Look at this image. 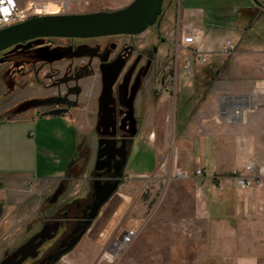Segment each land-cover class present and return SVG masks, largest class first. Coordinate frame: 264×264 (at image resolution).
<instances>
[{"label":"crops","instance_id":"obj_1","mask_svg":"<svg viewBox=\"0 0 264 264\" xmlns=\"http://www.w3.org/2000/svg\"><path fill=\"white\" fill-rule=\"evenodd\" d=\"M241 1L236 7L227 6L224 2L218 4L215 14L223 22L221 24H218L219 20L209 19L211 13L207 17L202 12V15L197 14L196 18L200 50L210 52L211 56H218L224 41L219 38L220 34L233 39L236 44L237 49L228 59L227 70L223 73V89L226 91H246L257 87L255 85L261 86L258 81L261 79L264 62V10L252 0ZM260 1L264 3V0ZM241 47L252 49H238ZM63 51V46L50 47L47 44L8 49L2 52L0 72L10 69L25 70L31 65L71 59L66 57ZM57 56L60 57L55 58ZM241 67L245 70L243 74L240 72ZM212 71L219 75L222 69L219 73H216L215 68ZM89 74L85 73L82 80H86ZM188 74H191V71ZM94 75L91 80L88 79V82H82L80 85V104L71 110L61 106L59 111L36 114L28 103L22 104L18 99L11 104L0 106V111L8 112L6 118H0V261L5 253L18 248L37 233L42 225L53 223L56 213L64 203L85 197L91 191L90 189L83 195L81 190L88 183L92 187L91 171L94 158L89 170L84 167L86 158L83 160V157L89 160L91 153L92 157H95L99 134L108 135L100 125L102 116L97 114L96 99L98 100L102 89H97L95 84L100 79V74ZM188 76L184 73L181 80ZM239 82L243 84L242 87L236 85ZM3 85V82L0 83V89ZM259 86L257 90L260 91ZM165 89L166 86L162 85L159 90L154 84V78L150 79V83L144 87V115L141 99L136 116H132V120L129 119L134 125L129 133L133 139L131 147L137 139L136 153H140L141 157L134 168L136 172L144 169V151H141L144 150V145L147 144L150 152H153L154 148L151 142L146 140V132H143L144 136L140 134L143 124L145 129L153 131L152 137H156L157 132L149 127L157 123L161 129L164 124L163 102L159 103V100L169 97ZM257 90L255 88L247 95L230 97L239 110L234 111L233 116L238 117L241 107L246 105V110L242 112V116H245L244 126L241 133L225 131L221 133V138L243 139L247 141L244 147L250 145L251 151L243 150L241 156L237 150L236 153L233 151L235 156L229 150L226 154L215 152L213 167L218 171H243L246 160L253 162L257 173L264 176V95L257 96L251 105ZM217 93L218 90H215L212 98ZM154 102L156 107L148 106ZM212 103H208L209 108L213 106ZM221 105L225 106L224 103ZM246 112L250 113L246 116ZM205 114L203 109H199L194 123L190 122L191 129L195 128L194 134L203 122L215 124ZM112 119L114 122L113 115ZM40 122V132H53L58 140L62 139L65 129L70 130L74 138L72 151L60 157L48 152L47 142H41L39 145L31 126L34 124L37 128ZM193 125L195 127H192ZM125 131L127 128H118L116 121L109 126L111 134L121 132L120 135H124ZM82 140L87 143L88 151L92 148V152H88L87 156L79 154L80 149L86 146ZM130 151L131 149L129 153ZM61 183L65 186L62 187ZM190 185L195 188V183ZM57 190H60V193L52 200ZM197 196L198 202L192 203L188 212L179 217L176 227H160L154 231L150 227L140 228V218L118 217L122 210L119 205L127 202L112 195L102 205L98 216L74 247L52 264H104L100 257L103 244L127 227H137L138 235L127 249L122 264H133L135 259L144 261V255L150 253L163 256L164 252L172 253V264H264V185L238 193L233 185L228 183L222 192H218L206 182L203 192ZM46 201L48 205H45ZM43 246L46 250L47 244Z\"/></svg>","mask_w":264,"mask_h":264},{"label":"rangeland","instance_id":"obj_2","mask_svg":"<svg viewBox=\"0 0 264 264\" xmlns=\"http://www.w3.org/2000/svg\"><path fill=\"white\" fill-rule=\"evenodd\" d=\"M130 1L99 0L89 8L83 11H74V13L114 10L125 6ZM223 2L227 6L236 7L242 1L181 0V8L183 10H189L199 7L202 8L207 17L211 13L209 19L219 20L215 11L217 10L216 7L218 4ZM180 17V23H186L190 18L186 13H179L177 7L170 6L169 0H165L163 3L160 30L163 35H165L167 29L169 30V42L166 43H159L155 40V24L148 27L143 33L133 36L114 35L87 39L50 38L46 39L42 45L47 44L50 47L71 46L73 48L83 45L86 49L81 52L82 56L69 60L31 65L25 70L10 69L9 71L2 70L0 72V83H4L3 88L0 89V106L11 104L14 100L18 99L22 104H31V110L36 114L47 113L51 110L59 111L61 106L69 110L78 106L82 93L80 86L82 82H88V79L91 80L92 76L95 77L94 74H100V79L95 84V87L97 86V89H102L98 100L96 99V105L98 106L97 114L100 111L102 112L100 125L103 132L110 136L120 135L121 132L109 133V126L116 121L118 128L121 126L127 128L124 135L129 138H131L129 133L134 126L132 122L130 123L129 119L132 120V116H136L141 99L144 115L145 85L150 83V79L154 78V84L159 87V90L162 85L166 86L167 90H165L169 93V97L164 100H159V103L160 101L161 103L163 102L164 124L161 129L159 127L160 124L157 123L149 127L157 132L156 137L151 136L153 132L151 129H148L149 131L145 129V124H143L140 132L143 136V132H146V140L150 141L151 146L154 147L153 152L147 149V144L144 145V150H141L144 151V169L143 171L136 172L134 168H136L139 162L138 159L141 158L140 153H136L138 145L136 147L135 145L138 140L135 139L132 147L130 143L129 149L131 151L124 167V178L113 193V196L122 198L123 201L127 202L119 205L122 210L118 217L140 218V228L150 227L154 231L160 227L173 229L176 227L179 217L184 216V213L188 212L189 206L192 203L198 202V196L194 188L190 185L194 184L195 178L193 171L197 166H204L207 173H213V176H229L233 172H221L213 167L215 152L218 151L219 154H226V151L229 150L235 156V150H237L238 155L241 156L243 150L247 152L251 151L250 145L244 147L247 141L240 138H235L234 140L222 139L221 133L229 131L239 134L242 132L245 116H242V113L238 117L232 115V111L237 110V104L230 97L247 95L255 88L257 90L259 86L255 85L257 87H251L246 91L224 90L225 85L222 81L225 77L223 73L227 70V61L232 54L224 56L220 53L218 56H211L208 64H192L190 68L191 74L187 72V75H189L188 78L181 80L183 74L186 73L183 70L185 52L177 50L174 31ZM219 21L218 24L223 23L221 20ZM219 38L224 41L227 39L232 40L234 43V51L237 49L233 39L225 38L222 34L219 35ZM144 41L155 44L158 47V53H153L151 48H144ZM49 42H53L54 45ZM111 46L113 47L105 52L107 55L106 60H101L99 57H91L92 54L90 51L94 50V48L99 47L105 49ZM125 46L130 48L127 53L122 54L125 59L123 57H116L118 51ZM238 49L251 50L252 48L241 47ZM2 55V52H0V58H2ZM78 65H90L88 67L90 74L88 73L89 76L84 81L82 78L76 80V77L72 76L73 73L69 71ZM262 66L261 79L258 81V84H261L259 86L260 91H256L251 105L254 104L257 96L264 95V62H262ZM213 68L216 69V73H219L221 69L222 72L216 75L212 71ZM240 72L242 74L245 72L243 67H241ZM75 85L79 86L77 91L73 90V86ZM236 85L243 86L240 82L236 83ZM67 90L73 91V93L68 95V99L75 101L74 103L66 104L61 100V96L67 93ZM165 90L164 92H166ZM215 90H218V93L212 98ZM209 102H213L211 108L208 107L210 105L208 104ZM221 103H224L225 106H222ZM146 105L148 104L146 103ZM150 105L156 107L157 104L154 102V104L149 103L148 106ZM199 109H203L208 119L213 120L215 124L203 122L200 128L197 127V133L194 134L195 128L191 129V125L194 123V117ZM224 110H227V113ZM113 113L115 118L114 122L112 119ZM249 113L246 112L245 115L247 116ZM7 116V110L4 112L0 111V118H6ZM179 118L181 119L179 120ZM204 118L203 121H205ZM40 125L41 122L36 128L33 124L31 131L36 134L39 145L41 142H47L46 145L50 154L62 157L72 151L74 138L70 130L65 129L63 137H61L62 139L58 140L55 138L56 136H54L53 132L51 134L48 131L45 134L41 133ZM44 125L43 123L42 126ZM192 127L195 126L193 125ZM82 142L86 146L80 149L79 154L87 156L88 152H92V148L88 151L87 143L84 140ZM40 152L42 153L41 150ZM93 158L92 153L89 160L87 157H83L85 168L87 167L90 170ZM206 160L210 162L207 163ZM245 163H247L246 160L244 161ZM177 170L186 171L188 176L181 177L177 175ZM90 189L91 187L88 183L81 191L84 195ZM45 205H48V201H46ZM129 209H132V211ZM154 238L156 239V236ZM110 240L108 239L103 244L101 253L107 247ZM44 247L40 248L39 254L44 250ZM101 253V262L111 264L102 258ZM125 255L126 252L114 264H122ZM160 256V254L150 253L144 255V261L135 259L132 263L172 264L171 252H164L163 256Z\"/></svg>","mask_w":264,"mask_h":264},{"label":"water","instance_id":"obj_3","mask_svg":"<svg viewBox=\"0 0 264 264\" xmlns=\"http://www.w3.org/2000/svg\"><path fill=\"white\" fill-rule=\"evenodd\" d=\"M164 1L131 0L125 6L114 10L33 16L0 29V52L42 45L46 39L50 38L87 39L114 35H138L160 21ZM252 2L264 10L262 1L252 0ZM58 57L60 56L55 58ZM106 136L103 134L98 136L97 160L104 157L105 151L102 149L108 140L115 143V139ZM123 145L124 143L121 145L122 149H124ZM122 157V163L126 162V149L123 150ZM96 168L101 167L96 166ZM120 176L121 173L113 181L101 182L99 179L94 181V198L88 212V224H91L92 220L98 216L102 205L116 191L120 183ZM59 193L60 190H57L52 200H55ZM57 228V222L47 225L38 234L20 245L12 254L7 255L0 264H20L28 256L35 257L38 254V249L53 237ZM85 231L83 229L73 236L58 252V256L70 251Z\"/></svg>","mask_w":264,"mask_h":264},{"label":"built area","instance_id":"obj_4","mask_svg":"<svg viewBox=\"0 0 264 264\" xmlns=\"http://www.w3.org/2000/svg\"><path fill=\"white\" fill-rule=\"evenodd\" d=\"M97 1L99 0H11L10 3L9 0H0V29L37 15L66 14L74 13V11H83ZM174 2L179 13L183 12L190 16L189 21L186 23H180V17L175 30L176 48L178 51L182 50L185 52L183 70L187 73L190 71L192 64H208L211 53L199 49L200 41L196 18L197 14L203 12L202 8L183 10L181 8V0H174ZM48 3L53 4L54 10L45 11V9H42ZM233 51L234 43L232 40L227 39L222 44L219 53L229 56ZM244 106L241 107L240 114L243 110H246ZM226 111L224 110V112ZM234 111L238 112L239 110ZM243 168V172H233L229 176H213V173H207L204 166H197L193 171L196 195L203 192L206 182L218 192H222L228 183H231L238 193L250 188H261L264 185V176L257 173L253 162L245 163ZM176 174L181 177L188 176L186 171L177 170ZM137 235V227H127L121 230L119 234L111 238L107 247L102 251V258L111 264L117 263L134 242Z\"/></svg>","mask_w":264,"mask_h":264},{"label":"flooded vegetation","instance_id":"obj_5","mask_svg":"<svg viewBox=\"0 0 264 264\" xmlns=\"http://www.w3.org/2000/svg\"><path fill=\"white\" fill-rule=\"evenodd\" d=\"M169 5L170 6L173 5V7H176L174 0H169ZM161 19L157 24H155L156 25L155 40L159 43H166V42H169L170 34H169L168 29L166 30L165 35L161 33V30H160ZM175 30H176V27H175ZM175 37H176V34H175ZM49 43L54 45L53 42H49ZM113 46L106 47L105 49L96 47L94 48V50L90 51L92 54L91 57L92 58L99 57L101 60L103 59L106 60L107 55L105 54V52L110 50ZM63 47H64L63 53L66 55V57H69V58H76V57L82 56L81 52L84 49H86L84 47L82 48L81 47L73 48L71 46H63ZM145 47L151 48V51L153 53L158 52V47L155 44L149 43V41H146V42L144 41V48ZM129 50L130 48L128 46L122 47V49H120L118 53L116 54V57L118 58L123 57L125 59V57L122 56V54L127 53ZM89 66L90 65L88 66L78 65L69 71L72 72L73 73L72 76H75L76 80H78L82 78V76L85 73H89L90 71V69L88 68ZM78 87H79L78 85L73 86V90L77 91L79 89ZM70 93H73V91L67 90V93L61 96V100L66 104H71L72 102L73 103L75 102L73 100L68 99V95ZM29 105L32 106L31 104ZM33 105H39V104H33ZM99 115H102L101 111ZM113 117H114V113H113ZM106 137L115 139V143H112V141L110 140L107 141L106 146L102 149L103 151H105V155L102 159H99V160H97V156H96L98 148L95 149V157L93 160V168L91 171V175H92L91 191L85 197L74 198L64 203L61 210L56 213V216L53 219L54 221L53 223L55 222L58 223L57 231L54 233L51 239L47 240L43 244V245L47 244L46 250H44L42 254H39L40 248L43 247L42 245L38 249V254L35 257L28 256L20 264H49L52 261L58 260L61 257V256H58V252L66 246V244L70 241V239L73 236H76L78 233H80L83 229L86 230L91 225V224H88V212L90 210V205L94 198L93 197L94 181L96 179H99L101 182L113 181L121 173L120 183L122 182L124 178V174H123L124 167L128 160L129 145L131 143V138L125 135H120V136L119 135L118 136L107 135ZM122 143H124L123 146H124V149H126V162L124 163H122V160H123L122 153L124 150L121 148ZM107 158H109V160H107ZM95 166H98L101 168L97 169L95 168ZM61 184H62V187L65 186L64 183H61ZM49 224L50 223H46L42 225L39 231L35 233L34 235L38 234L40 231H42L43 228H45ZM34 235H32L31 237H33ZM15 250L5 253L1 261L7 255L12 254Z\"/></svg>","mask_w":264,"mask_h":264},{"label":"bare ground","instance_id":"obj_6","mask_svg":"<svg viewBox=\"0 0 264 264\" xmlns=\"http://www.w3.org/2000/svg\"><path fill=\"white\" fill-rule=\"evenodd\" d=\"M42 9H45V11H52V10H54V6L52 3H48ZM41 11H43V10H41Z\"/></svg>","mask_w":264,"mask_h":264},{"label":"trees","instance_id":"obj_7","mask_svg":"<svg viewBox=\"0 0 264 264\" xmlns=\"http://www.w3.org/2000/svg\"><path fill=\"white\" fill-rule=\"evenodd\" d=\"M55 261H57V260H55ZM55 261H52L51 263H49V264H52L53 262H55Z\"/></svg>","mask_w":264,"mask_h":264},{"label":"snow or ice","instance_id":"obj_8","mask_svg":"<svg viewBox=\"0 0 264 264\" xmlns=\"http://www.w3.org/2000/svg\"><path fill=\"white\" fill-rule=\"evenodd\" d=\"M9 2L11 3V0H9Z\"/></svg>","mask_w":264,"mask_h":264}]
</instances>
